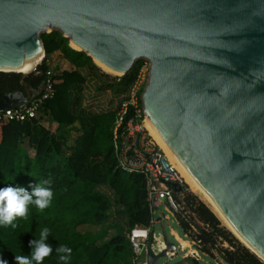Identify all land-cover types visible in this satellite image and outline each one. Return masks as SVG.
<instances>
[{"label":"water","instance_id":"obj_1","mask_svg":"<svg viewBox=\"0 0 264 264\" xmlns=\"http://www.w3.org/2000/svg\"><path fill=\"white\" fill-rule=\"evenodd\" d=\"M54 30L121 76L149 61L144 115L264 262V0H0V71L45 57ZM44 89L0 90V111Z\"/></svg>","mask_w":264,"mask_h":264},{"label":"trees","instance_id":"obj_2","mask_svg":"<svg viewBox=\"0 0 264 264\" xmlns=\"http://www.w3.org/2000/svg\"><path fill=\"white\" fill-rule=\"evenodd\" d=\"M42 39L45 57L35 71L27 76L0 71V90L9 95L30 99L47 78L53 86V95L34 117L23 121L0 117V264H135L123 228L116 226L117 232L107 240H103L107 230L92 233L86 228L103 223L116 209L100 187L114 192L118 208L126 211L129 231L151 221L145 178L120 169L114 147L118 113L127 98L118 109L91 113L86 121L72 95L86 81L79 70L88 68L105 79L111 75L87 53L71 47L60 32L43 33ZM57 51L72 69H50L47 56ZM143 61L138 60L120 78L114 76L118 83L109 82L100 89L126 94ZM133 114L129 109L125 121ZM81 118L78 129L75 123ZM62 131H82L75 147L68 148ZM176 191L184 195L189 211L187 218L176 214L178 225L185 239L198 242L203 255L214 259L217 253L225 264H264L222 226L205 202L188 192L186 184L178 185ZM177 264L200 263L186 257Z\"/></svg>","mask_w":264,"mask_h":264},{"label":"built area","instance_id":"obj_3","mask_svg":"<svg viewBox=\"0 0 264 264\" xmlns=\"http://www.w3.org/2000/svg\"><path fill=\"white\" fill-rule=\"evenodd\" d=\"M149 69V61L144 59L138 70L136 80L130 88L129 97L121 105L114 129V147L118 158V167L128 173L141 174L145 178L147 202L151 213V221L148 226L136 225L128 233L134 253V262L144 252H147L146 242L153 233L155 223L162 219L161 205L164 204L165 210L173 214L175 219L176 214L185 217L189 214V211L186 210L184 195L177 193L175 187V185H183V179L164 152L147 136L144 129L145 115L140 105L139 93L141 88L145 86V74L146 72L149 73ZM47 75H51V70L47 72ZM44 83L45 89L40 95H36L23 107L0 111V117L4 116L17 121L34 117L43 101L53 95L51 79L47 78ZM129 109H132L134 114L125 121L124 118ZM163 218L169 220L168 215H163ZM176 223L178 224L177 219ZM191 227L195 228L193 225ZM176 241L179 243L180 250L186 251L183 258L191 257L197 261L200 260L202 253L198 248L197 241L189 240L192 242V246L189 248H185L179 240ZM163 250H166V256L170 259L178 256L176 250L167 248V243Z\"/></svg>","mask_w":264,"mask_h":264},{"label":"rangeland","instance_id":"obj_4","mask_svg":"<svg viewBox=\"0 0 264 264\" xmlns=\"http://www.w3.org/2000/svg\"><path fill=\"white\" fill-rule=\"evenodd\" d=\"M51 70H53V69H51ZM106 73H108V72H106ZM81 74L83 76H85L86 81L80 87H75L73 89L72 95H73L74 102H77L76 107L78 108L77 109L78 112L81 113L85 117L84 119L86 121H89V117H90L91 113H101V112L113 111V110L118 109V107L122 103V101L129 97L130 90L126 94H122L119 92H115L112 89H108V90L100 89L101 86H104L109 82H111V83H113V82L118 83L119 82L118 79H113V77L116 76L114 74L108 73L111 75V77L109 79H105V78H102L100 76L95 75L88 68H82ZM120 77H121V75L117 76V78H120ZM147 78H148V74L146 72L144 82H146ZM81 120H83V118H81L80 120H78L75 123V126L78 129H81V127H82ZM143 123H144V121H143ZM145 132L147 133V136L151 139V141L156 146H158V148H159V145H157L155 143L154 139L149 135V133L146 129H145ZM184 184H186V183L184 182ZM99 189L101 192L105 193L110 198L113 206L116 209L114 212H112L109 215V217L106 221H104L101 224L94 225V226L88 225L86 227L87 230L92 232V233L107 230V235L103 240L109 239L111 236H113L117 232V230L115 228L116 226L123 228L124 233L127 235L129 232V221H128L125 209H119L118 208L116 196L110 188L100 187ZM187 190L189 193L195 194L192 190L189 189L188 185H187ZM195 195L198 196L197 194H195ZM198 198L200 200H202L199 196H198ZM160 212L162 213V219L160 220V222L155 223V225L153 227L152 236L154 238V241L152 244V248L154 249L155 252H159L160 249L163 250L166 247V243L172 242L176 245V252L178 253L177 254L178 256L173 258V259H170L167 256L161 257L156 262V264H177V263H180L183 259V255L185 254L186 251L182 252L180 250L179 243L176 241L175 237L173 235H171V229L175 230L177 232V234L182 238H184V233H183L182 229L180 228V226L176 223V219L173 216V214H171L170 212L165 210L164 204L160 206ZM163 215H168L169 220H165L163 218ZM221 224H222V226L227 228L225 226V224H223L222 221H221ZM103 240H100L99 243H101ZM242 244L245 246L244 243H242ZM146 245L148 246V240L146 242ZM222 246L224 248L229 247L227 243H223ZM186 250H188V249H186ZM199 263L200 264H225L224 262H222L220 256L217 253H215L214 259H210L207 256L201 254ZM135 264H147V253L144 252L140 256V258L135 261Z\"/></svg>","mask_w":264,"mask_h":264},{"label":"bare ground","instance_id":"obj_5","mask_svg":"<svg viewBox=\"0 0 264 264\" xmlns=\"http://www.w3.org/2000/svg\"><path fill=\"white\" fill-rule=\"evenodd\" d=\"M70 45L76 50H81V47L78 46V44L76 42H74L73 40H70ZM43 58H44V55L40 54L36 59L28 60L24 64V66H22L19 69L14 70V72L27 75L34 69V67L36 65H38L42 62ZM94 61L105 72H108L110 74H114L116 76L121 75V74H118L114 71H111L108 68H106L105 66H103L100 62H98V60L96 58L94 59ZM144 127L148 131L149 135L154 139L155 143L157 145H159V148L164 152V154L168 158V160L173 164V166L175 167V169L177 170V172L179 173V175L183 179V181L189 186V189L192 190L195 194H197L207 204V206L217 215V217L223 222V224H225V226L242 243H244L245 246L249 247L248 244L239 236V234L229 224V222L223 217V215L220 213V211L217 209V207L214 205V203L211 201V199L208 197V195L205 193V191L199 185V183L190 174V172L185 168V166L182 164V162L179 160V158L176 156V154L171 150V148L168 146V144L166 143V141L164 140V138L162 137L160 132L157 130V128L154 126V124L151 122V120L149 119L148 116H145V118H144Z\"/></svg>","mask_w":264,"mask_h":264},{"label":"crops","instance_id":"obj_6","mask_svg":"<svg viewBox=\"0 0 264 264\" xmlns=\"http://www.w3.org/2000/svg\"><path fill=\"white\" fill-rule=\"evenodd\" d=\"M47 64L49 65L50 69H56V68H59V67H62V68H65V69H72L71 66L66 64V62L62 58V54L60 52H58V51L47 56ZM81 69L79 70L80 72H81ZM62 134L66 138L68 148H73V147H75V142H76L77 138L82 134V131H79V132H76V131H70V132L62 131ZM102 188H108V187H102ZM171 235H173L176 240H179L183 244V246L185 248L186 247L189 248V247L192 246V242L191 241L185 239V237L184 238L180 237L175 230L171 229Z\"/></svg>","mask_w":264,"mask_h":264}]
</instances>
